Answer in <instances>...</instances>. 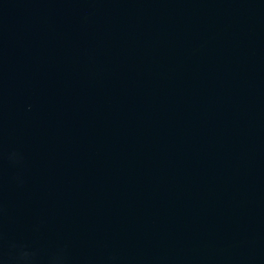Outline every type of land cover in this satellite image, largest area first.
<instances>
[{
	"label": "water",
	"instance_id": "1",
	"mask_svg": "<svg viewBox=\"0 0 264 264\" xmlns=\"http://www.w3.org/2000/svg\"><path fill=\"white\" fill-rule=\"evenodd\" d=\"M0 264H264V0H0Z\"/></svg>",
	"mask_w": 264,
	"mask_h": 264
}]
</instances>
